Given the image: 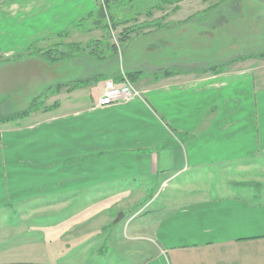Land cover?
<instances>
[{
	"label": "crops",
	"instance_id": "obj_1",
	"mask_svg": "<svg viewBox=\"0 0 264 264\" xmlns=\"http://www.w3.org/2000/svg\"><path fill=\"white\" fill-rule=\"evenodd\" d=\"M181 2L131 22L144 29L121 55L102 29L72 27L97 10L98 0L2 2L4 57L24 54L61 82L47 89L48 102L41 99L52 110L34 112L27 125L0 127V264H110L92 254L107 228L93 230L103 216L94 215L93 197L132 188L145 195L148 181L165 186L204 166L221 171L228 184L214 191L173 187L140 226L152 246L136 264H264V107L257 125L242 119L253 96L264 105V58L239 56L217 66L188 60L182 26L195 13L180 15ZM32 45L64 55H29ZM125 77L139 96L97 107L106 82ZM168 128L193 138L173 142ZM75 197L90 202L77 206Z\"/></svg>",
	"mask_w": 264,
	"mask_h": 264
},
{
	"label": "rangeland",
	"instance_id": "obj_2",
	"mask_svg": "<svg viewBox=\"0 0 264 264\" xmlns=\"http://www.w3.org/2000/svg\"><path fill=\"white\" fill-rule=\"evenodd\" d=\"M3 1L6 0H0V5ZM162 1L117 0L115 2L109 0V9L116 20L131 19L133 22L141 15L147 17L149 11L158 12V7L162 6ZM180 1L182 2L178 5L183 6L180 15L188 12L195 13L188 22H183L182 26L185 35L183 39L184 56L188 60L195 59L205 65L217 66L235 57H257L264 54V0ZM217 3L218 6L210 7ZM175 6L177 5L165 8L167 11H172ZM173 25L175 23L170 22L167 28L172 29ZM90 26V24L86 25L88 28ZM168 29H165L166 33ZM119 31L114 30L109 35V43L116 45L119 42L121 34ZM7 45L6 38L0 39V50ZM140 45L141 43L138 40H133L131 46L139 49ZM125 46L119 47L120 55L122 51L130 46V43ZM99 52L97 49L94 57H97ZM23 55L19 54L15 57L6 58L0 51V98L3 99L0 107L3 115H13L29 109L34 99L40 96L43 99L42 101H46L47 89L55 82H61L60 79H52L46 72L40 73L36 68L37 65L32 64L31 60H28L29 57ZM257 59L261 61L259 57ZM138 60L145 61L146 56L141 54L138 56ZM256 75L258 74L254 73V76ZM230 96L234 97L233 94ZM263 107L262 103L257 107L256 99L253 96L251 109L243 111L242 119L249 116L257 125L258 113H262ZM248 110H251V112ZM250 113H252L251 117ZM33 119H35V115L24 118L17 123L27 125ZM163 122L164 125H167L165 118H163ZM168 129L173 142H185L193 138L192 135L179 132L174 128ZM220 173L221 171L213 167L204 166L189 169L188 173L173 182L170 181V184L165 186L162 185L161 180L148 181V188L144 190L145 195H137L136 192L140 189L132 188L129 192L126 190L125 195H120L121 191H118L119 195L117 193L111 195L112 193H110V195L103 197H93L92 202L97 204V211H94V215H103H100L102 217L94 221L93 230L97 231L100 226L107 227L102 235L98 238L95 237V241L98 243L93 244L95 249L92 253L93 257L98 256L101 258L100 263H105V261L110 264H136L142 262L145 257L150 255L151 251L149 249L152 246L148 230L143 229L146 221L145 217L153 211H160L166 200H170L172 197L173 192L170 191L173 190V187L213 189L214 191L218 185L228 184L225 178L221 179ZM129 186L133 185L130 184ZM170 194L171 197H169ZM72 200H76L74 204L77 206L90 202L89 197H75ZM71 210L68 212H71ZM142 224L143 228L140 227ZM134 231L137 232L134 234ZM98 249H102V253H99Z\"/></svg>",
	"mask_w": 264,
	"mask_h": 264
},
{
	"label": "trees",
	"instance_id": "obj_3",
	"mask_svg": "<svg viewBox=\"0 0 264 264\" xmlns=\"http://www.w3.org/2000/svg\"><path fill=\"white\" fill-rule=\"evenodd\" d=\"M179 2H180V0H163L162 6H159L158 10H163L164 7L169 6V5L170 6L176 5ZM221 2H222V0H221ZM216 6H218V3L213 5V6H210V7L213 8ZM176 8H177V6H175L174 10H176ZM211 8H209V9H211ZM151 14H152V11H149L147 16H151ZM131 22H132L131 19L116 20L113 13L110 12L109 0H100V1H98V8L95 12L90 13V14L86 15V17H83V18L77 20L74 23V25H72V27L74 26L76 28H84L85 31H88V32L93 31V30L102 29L108 35H110L114 30H117L118 27L123 26L124 29L122 30V32L120 34L119 42L116 45L112 46V48H114L115 50L116 49L119 50L121 47H124L129 42V40L133 34L138 35L140 30L144 29V27H140L139 25H136V24L135 25H129V24H131ZM87 24H90L91 26L88 28V27H86ZM68 35H69V32L66 31L65 33L60 35V37H67ZM33 48H34L33 45L28 48V54L29 55L37 54V55L43 57L44 59L50 60V61L57 60L64 55V53H60V52L55 54L53 49H49V50L43 52V51H34ZM258 57L264 58V54H261ZM245 58H246L245 56L240 57V59H245ZM214 72H219V71L216 68L214 70ZM168 75H169V73H168ZM127 77L130 80H133V78L135 77V74L128 73ZM2 101H3V99L0 98V106L3 103ZM52 108H53V106L44 107L43 102L41 101L40 97L34 99L31 106L29 107V109H27L23 112H20V113L13 114V115H8V116L3 115L1 112V107H0V127L5 126V125L10 124V123H17L20 120L29 117L34 112L36 113V112L41 111V110H43L44 112H49L50 110H52Z\"/></svg>",
	"mask_w": 264,
	"mask_h": 264
},
{
	"label": "built area",
	"instance_id": "obj_4",
	"mask_svg": "<svg viewBox=\"0 0 264 264\" xmlns=\"http://www.w3.org/2000/svg\"><path fill=\"white\" fill-rule=\"evenodd\" d=\"M139 92L134 88L128 78H124L122 83L109 80L103 95L97 101V107H109L115 104L129 102L138 97Z\"/></svg>",
	"mask_w": 264,
	"mask_h": 264
}]
</instances>
